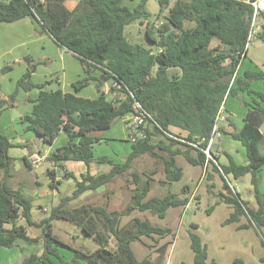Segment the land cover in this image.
Instances as JSON below:
<instances>
[{"label": "trees", "instance_id": "16d2710c", "mask_svg": "<svg viewBox=\"0 0 264 264\" xmlns=\"http://www.w3.org/2000/svg\"><path fill=\"white\" fill-rule=\"evenodd\" d=\"M146 1L136 0L130 7L124 0H78L72 9L65 6L64 0L0 2L1 22L31 17L58 45L72 52L84 69V76L72 83L69 92L46 89L50 80L32 83L29 71L17 80V87L26 91L34 87L39 89L36 98L31 100L30 113L20 116L24 130L46 144H51L61 131L66 134L67 142L51 151L47 160L64 170L68 161L81 162L86 168L80 178L72 172H64V177L74 179V189L71 194L59 197L48 216L36 222L31 216V198L22 187L8 184L13 161L9 149L14 143L0 133V246L10 248L19 240L33 243L41 239L43 242L40 254L31 253L17 264H56L52 256L58 259L57 264L158 263L148 255L137 259L131 242L142 240L143 236L155 241L163 239L171 234L170 229L139 216L131 217L124 226L121 219L134 210L149 211L164 218L168 208L184 206L188 200L172 192L163 196L148 195L153 178L142 180L131 170L134 159L144 154L162 162L167 182L182 177L175 155H182L192 165H210L227 190V193H219V201L231 206L223 223L239 222L244 216L247 222L238 224V228L264 229V192L258 188V172L264 164V133L260 130L264 123V93L250 88V81H264V72H241L247 56L245 43L251 28L253 7L250 2L253 0H158L157 26L148 20L151 13L146 8ZM257 18L264 20V10L257 13L255 20ZM136 20L140 23L145 20V38L154 47L132 43L126 38L125 26ZM257 25L259 28L255 29L253 37L264 43V22ZM238 63L240 66L236 70ZM94 70H99L100 74L92 76ZM109 79L120 85L118 89L111 85L119 94L110 99L101 90ZM91 80L96 81L99 95L96 98L78 95L77 92ZM238 92L249 94L251 101H246L249 107L242 127L231 137L245 147L247 163L236 164L229 159L226 165L219 164L213 149L211 158L206 159L202 148L210 136L214 116L224 95L227 93V99ZM134 100L149 115L146 138L134 143L127 139L130 151L121 163L106 157L94 158L93 144L101 137L93 132L109 129L116 119L131 112ZM14 101L15 92L7 98L0 97V116ZM173 127L179 131L174 132ZM153 136L157 137L156 142L152 140ZM156 149L166 155H158ZM22 159L31 167L26 155ZM92 161L108 164L109 170L92 174L89 171ZM46 173L54 179L50 187H57L60 180L55 181L56 169L48 168ZM123 173L132 178L130 199L124 209L113 211L91 203L70 205V201L82 193L98 189ZM228 174L235 178L250 174L255 207H250L238 192L232 194L225 180ZM54 219L76 224L98 243V247L92 251L72 247L53 233L51 221ZM31 226L40 227L39 237L27 234V227ZM190 246L194 264H216L206 261V247L196 234H191ZM64 247L73 250L69 260L59 253ZM234 264H242V260L235 258Z\"/></svg>", "mask_w": 264, "mask_h": 264}, {"label": "rangeland", "instance_id": "374dc122", "mask_svg": "<svg viewBox=\"0 0 264 264\" xmlns=\"http://www.w3.org/2000/svg\"><path fill=\"white\" fill-rule=\"evenodd\" d=\"M5 1L8 0H0V2ZM77 1L64 0V3L68 8H73ZM124 2L133 7L136 0H124ZM146 8L151 13L148 20L156 22L155 14L159 8L158 0H147ZM259 21H261L259 18L254 21L255 29ZM34 23L40 28L36 22ZM145 25V20L143 23L136 20L125 26L124 34L132 43H139L145 47H154V44L145 38ZM38 28L32 25V29H34L31 31L32 36L29 34L30 30L28 31L25 27L16 30L9 29L10 33L17 35V39L11 40L9 45H15L13 48L14 54L28 47L35 59L40 55H49L47 59L36 60V68L33 70V73L34 71L35 73L30 76V80L32 83L38 84L52 79L53 81L49 85L56 87V77L62 78V74H64L62 64L66 65L65 76L69 78L74 75V66L78 64V61L70 51H64L62 53L64 55L61 56L60 52L63 47L58 45L45 31ZM0 32H3V30L0 29ZM253 34H255V31ZM36 38L39 39L36 40ZM21 41L24 43L23 46L17 45ZM248 48L252 56L257 51L256 57L253 56L255 59H259V61L264 59V45L259 39H251ZM4 49L3 44H0V94L2 92L10 94L15 92L14 106L5 109L0 116V133L11 138L10 140L14 143V147L9 149V154L13 157V161L11 167L12 175L8 178V184L12 187L19 186L23 188V191L32 200V220L40 222L41 219L48 216L50 208L58 202L59 197L71 194L74 189V179L64 177V172H72L77 178H80L79 173L83 169L81 168L83 164L68 161L65 163V170L60 167H54L52 162L47 160L48 152L45 150L50 147L52 149L57 148L64 141L63 136L61 135L51 144H46L41 140L39 142L36 141L31 132L24 130V125L20 123V116L29 113L32 106L31 102L27 100L26 95H36L38 88L34 87L25 91L23 88L17 87L15 79L19 73V67L12 60L7 62L8 59H11V56L6 53L2 54ZM7 63H9L8 66L10 68L5 70L3 67ZM31 67L32 65L28 68L31 70ZM250 86L254 90L264 93L263 80H252L250 81ZM82 90L83 95H90V97H95L96 95L94 94L93 87L90 85L83 87ZM240 94L244 97L248 95L246 92H239ZM239 102H241L239 96H230L228 105L231 103L238 104ZM261 131L264 133V123L261 126ZM98 135L102 139L99 143L94 144V157L106 156L115 160V162H122L130 151V145L126 142L127 135L121 119H116L109 129L99 132ZM230 140L241 146L237 141ZM227 147L232 148L229 145ZM33 151L44 155V159L38 167H29L22 159L23 155H27L28 157ZM234 155L240 154L234 152ZM177 161L182 167L183 175L179 182L172 184L159 183V180L164 179V177L161 174L162 163L156 158L144 154L135 158L132 163L133 167L131 170L139 174L142 180L150 176L153 178L150 195L162 196L169 191H178L181 188L179 185L181 183H187L190 187L196 186V192L187 207L177 206L168 208L164 218H159L149 211L137 210H134L129 216L122 217L121 225L123 226L128 224L131 217L139 216L147 218L155 225L168 226L171 231V234L167 235L168 237L157 239L156 241L143 236L142 240L131 242V248L136 258L142 259L148 255L153 261L157 258L166 257L167 264H194V253L190 245L191 234H196L201 244L206 247L207 262L214 261L216 264H234V259L240 258L242 264H264V261L261 260V258H264V229L258 230L254 226L237 229V223H223L229 216L231 206L219 202V193L224 189L220 176L212 171L213 178H205L204 181L198 182L197 178L201 173V168L191 165L181 156L177 157ZM48 168L56 169L55 181L56 179L60 180V183H56L57 187L55 188L50 187V184H54V179L52 180L46 173ZM94 169L98 173L106 172L109 170V165L96 164ZM260 176H262L263 180L259 187L260 189H264V167ZM1 177L2 170H0ZM131 179L128 173L116 175L109 183L98 189L86 191L77 199L71 200L70 205L91 203L104 205L108 210L120 211L129 202L130 189L132 188L130 184ZM225 180L230 188L233 185L238 192H241L239 195L242 199L249 201V206L256 205L250 183V174L239 178H234L232 174H228L225 176ZM189 195L187 192V196ZM20 222H23V220H20ZM240 222H247L246 217L241 218ZM51 225L53 233L74 248L92 251L98 247V243L92 237L85 235L76 224L68 220L54 219L51 221ZM27 234L31 237H39L41 229L37 226L27 227ZM167 241V245L161 248ZM42 250L43 242L41 239L33 243L19 240L17 245L10 248L0 246V264H17L29 254H40ZM59 253L63 259L69 260L73 254V250L64 247L60 248ZM52 257L53 261L58 262V259H55L54 256ZM40 264L44 263L40 262Z\"/></svg>", "mask_w": 264, "mask_h": 264}, {"label": "crops", "instance_id": "0c3cea01", "mask_svg": "<svg viewBox=\"0 0 264 264\" xmlns=\"http://www.w3.org/2000/svg\"><path fill=\"white\" fill-rule=\"evenodd\" d=\"M65 4V3H64ZM76 5V4H75ZM65 6L67 7V5L65 4ZM68 8V7H67ZM74 8V7H73ZM68 9H72V8H68ZM261 19V18H259ZM35 21L31 18V17H23V18H20V19H17L15 21H12V22H1L0 21V29L3 30V32H0V44H3L4 46V51L2 52V54H9L11 56V59H8L7 62H9L10 60H12L13 62H16L18 67H19V73L18 75L16 76V81L21 77L23 76L25 73H27L28 71L30 72V76H32L33 73V70H35L36 68V63L37 61L36 60H42V59H47L49 57V55H40L38 56L36 59L35 57H33V55L31 54L30 52V49L28 47L24 48L22 51H19L18 53L14 54L13 52V48L14 46H10L9 43L11 42V40H16L17 39V35L15 33H10L9 32V29H13V30H16L18 28H23L25 27L28 31L30 30L29 34L31 35V31H33L34 29H32V25L36 28H38V26H36V24L34 23ZM264 22L263 19H261V21H259V23H262ZM40 27V26H39ZM259 26L257 25L256 26V29H258ZM39 30H41V27L38 28ZM47 33V32H45ZM48 34V33H47ZM49 35V34H48ZM32 36V35H31ZM50 36V35H49ZM51 37V36H50ZM39 38H36V40H38ZM253 39H256V38H252ZM261 41V40H260ZM261 43L264 45V43L261 41ZM24 43L19 42L17 45H22L23 46ZM64 51H68L67 49H65L63 47V49H61V56H63L64 54H62ZM71 54L75 57V59L78 61L76 64V66H74L75 68V73L72 77H69L67 78L65 76V72H66V65L63 63L62 64V71L64 74L62 78H59L58 76L56 77V87H51V85L47 84L46 85V89L48 90H55V89H61L63 92H69V91H72V83L76 80H78L79 78L83 77L84 76V69H83V66L82 64L80 63V61L78 60V58L71 52ZM257 55V51L254 52L253 56L256 57ZM252 55H250V52H249V48L247 50V56H246V59L244 60L243 64H242V68H241V72L242 71H245V70H260L262 72H264V59L262 61H259V59H255ZM9 65V63H7L5 65V67H3V69L7 70L9 69L10 67H7ZM30 65H32L31 67V70L28 68ZM53 72V71H52ZM100 74V71L99 70H94L92 71L91 75L92 76H97ZM48 81V80H46ZM53 80L50 79V82H52ZM45 82V81H44ZM42 83V82H41ZM87 85H90L91 87H93L94 89V94L95 97H90V95H83L82 92V88L77 92L78 95L82 96V97H88V98H96L98 95H99V92L97 91V88H96V81L95 80H91L88 84H86L85 86ZM84 86V87H85ZM251 88V86H250ZM253 89V88H251ZM39 91V89H37ZM101 90L104 92V94L106 95V97L108 99L114 97V96H118L119 92L118 91H115L114 89L111 88V80H107L103 83L102 87H101ZM254 90V89H253ZM26 91V90H25ZM28 91V90H27ZM38 91L36 92V95H29L27 94L26 97H27V100L29 102H31V100L35 99L37 94H38ZM255 91H258V90H255ZM262 92V91H260ZM241 93H245V92H241ZM10 93H4L2 92L0 94V97L2 96V98H5L8 97ZM233 96H236L238 97L239 96V99L241 100V102H239L238 104H235V103H231L230 105H228L229 103V97L226 99V102H225V110H226V114H227V119L226 121H224L223 123H221L220 125V130H221V135L216 139L215 143H214V147H213V151H214V154L216 156V161L219 163V164H224L226 165L228 162H229V159L234 161L236 164H245L247 163V157H246V150H245V147L242 145V143L234 138L231 137V134L237 130H239L243 123H244V115L248 109V105H246V101L250 102L251 101V96L248 94L246 95L247 97H244L242 94L239 95V92L237 95H233ZM34 97V98H33ZM9 100V99H8ZM31 104H33L31 102ZM235 104V105H233ZM14 106V103L12 106L6 108V109H9V108H12ZM32 108V106H31ZM31 111V110H30ZM30 113V112H29ZM28 114V113H27ZM126 116V115H125ZM125 116L120 118L121 121H122V124H123V128H124V123L123 121L125 120ZM172 130L174 132H178L179 130L177 128H172ZM260 130H261V127H260ZM29 132V131H28ZM101 132V131H98V132H93L94 135H98V133ZM31 134L35 137V135L31 132ZM184 134V133H183ZM63 136L64 138V141L61 142L60 145H63L67 142V137H66V134L61 131L60 134L56 137V139H58L60 136ZM101 137V136H99ZM102 139V137H101ZM232 139L233 141H237L238 143H240L241 146H239V144H236L235 142H231ZM152 140L154 142H156L157 140V137L153 136L152 137ZM39 142V140H38ZM100 142V141H99ZM97 142V143H99ZM126 142H128L126 140ZM129 145H130V142H128ZM96 144V143H94ZM94 144H93V147H94ZM58 145V146H60ZM231 146L232 148H229L227 146ZM50 146V145H49ZM57 146V147H58ZM244 149V150H243ZM33 150V149H32ZM54 149H52L51 147L48 148L47 150H45L46 152H48L47 154L49 155L51 151H53ZM156 152L158 155H166L165 152L161 151V150H158L156 149ZM234 152L236 153H239L240 155H234ZM46 154V155H47ZM25 156V155H23ZM27 156V155H26ZM141 156V155H140ZM183 157L182 155L178 154V155H175V160H176V163L178 166H180L178 164V161H177V157ZM100 157H106V156H100ZM96 158V157H94ZM98 158V157H97ZM108 158V157H106ZM184 158V157H183ZM28 159V157H27ZM110 159V158H108ZM184 160L186 161V159L184 158ZM29 161V160H28ZM115 161V160H113ZM124 161V160H123ZM122 161V162H123ZM81 163V162H80ZM121 163V162H120ZM162 163V162H161ZM189 163V162H188ZM30 164V162H29ZM83 164V163H82ZM96 164H106L104 162L102 163H97L96 161H92L89 165V171L92 173V174H98V171L96 169H94V166ZM84 165V164H83ZM81 166V168H83L82 170H80V173H79V176L81 173H85V165L84 166ZM192 165V164H191ZM80 166V165H78ZM193 166H199L201 168V173L200 175L198 176L197 180L198 182H202L204 181L205 178H213L214 176L212 175V171L211 168H210V165H193ZM181 167V166H180ZM263 167H264V164L260 167V170L258 172V176H259V184H258V188L261 192H264V189H260L259 185L262 184V176H260V173L261 171L263 170ZM182 169V167H181ZM57 174V173H56ZM161 174L162 176L164 177V174H163V165H162V171H161ZM195 174V173H194ZM193 174V175H194ZM182 175H183V170H182ZM246 175V174H245ZM207 176V177H206ZM241 177V176H240ZM182 178V177H181ZM235 178V177H234ZM239 178V177H237ZM181 180V179H180ZM180 180L178 181H175V182H179ZM152 182V181H151ZM159 183L161 184H172L174 182H167L165 181V178L164 179H160L159 180ZM181 186V188L178 189V191H169V192H172L174 194H176L178 197L180 198H186L187 200H189L190 198V195L195 191L196 192V186L195 187H190L187 183H181L179 184ZM213 185V184H212ZM232 187H234L233 185H231ZM230 188V187H229ZM236 188V187H234ZM151 191V189H150ZM230 191L232 192V194L234 193L232 191V188H230ZM187 192L188 194H190L189 196H187ZM223 192V193H227V190L224 188L222 191H220V193ZM239 194L241 192H238ZM149 196H153V195H150V192L148 194ZM165 195V194H164ZM156 196H159V195H156ZM163 196V195H162ZM219 200H220V197H219ZM245 200V199H243ZM246 203L248 204L249 201L245 200ZM220 202V201H219ZM256 202V201H255ZM186 205V204H185ZM185 205L183 207H185ZM256 206V205H255ZM255 206H250V207H255ZM171 208V207H170ZM184 209V208H183ZM231 212V211H230ZM154 215V214H153ZM241 218H244V216H242ZM240 218V220H241ZM144 219H147V218H144ZM148 220V219H147ZM149 221V220H148ZM237 223V229H242V228H238V224H244L246 222H235ZM153 224V223H152ZM155 225V224H154ZM165 227H168V226H165ZM250 227V226H249ZM245 228H248V227H245ZM154 247V246H153ZM147 256V255H146ZM145 256V257H146ZM144 258V257H143ZM155 262H158L156 264H165L167 263V259L166 257H161V258H157V259H154ZM55 262V261H53ZM56 264L58 262H55ZM81 264H86V263H81Z\"/></svg>", "mask_w": 264, "mask_h": 264}, {"label": "built area", "instance_id": "2783aa9c", "mask_svg": "<svg viewBox=\"0 0 264 264\" xmlns=\"http://www.w3.org/2000/svg\"><path fill=\"white\" fill-rule=\"evenodd\" d=\"M253 7V15H252V22H251V28L248 34L247 41L245 43V49L248 48L249 43L252 39L253 33L255 31L254 27V20L259 11L264 10V0H253L250 2ZM159 24L158 21L155 22V26ZM244 56V52L241 53V58ZM240 66V63L237 64L236 70ZM235 75V74H234ZM233 75V77H234ZM233 77L231 79L230 85L232 83ZM112 86L116 89L120 87V85L116 82H112ZM227 93L224 95L217 112L214 116L212 129L210 136L208 137L207 143L204 148H202V151L206 155V159L211 158V150L213 149V145L216 141V139L221 135L220 125L227 119V114L225 110V99H226ZM149 117L148 113L143 109V107L140 105V103L136 100L132 103V110L125 116L124 128L126 131L127 139L131 142H137L139 140H143L146 138V118ZM264 138V135H263ZM44 159V155H41L39 152H31L28 155V160L30 162L31 167H38L41 161ZM230 187V186H229ZM232 191L234 193H237L238 190L234 187H232ZM195 191L191 194L188 202L186 203L185 207L190 203L192 200V197L194 196ZM167 264V263H165Z\"/></svg>", "mask_w": 264, "mask_h": 264}, {"label": "water", "instance_id": "95a60500", "mask_svg": "<svg viewBox=\"0 0 264 264\" xmlns=\"http://www.w3.org/2000/svg\"><path fill=\"white\" fill-rule=\"evenodd\" d=\"M35 140H36V141H38V138H37V137H35ZM213 147H214V146H213Z\"/></svg>", "mask_w": 264, "mask_h": 264}]
</instances>
